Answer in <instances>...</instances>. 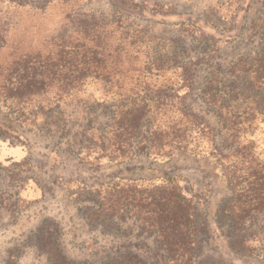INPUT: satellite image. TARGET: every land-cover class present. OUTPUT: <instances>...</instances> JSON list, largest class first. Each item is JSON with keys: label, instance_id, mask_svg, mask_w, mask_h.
<instances>
[{"label": "rangeland", "instance_id": "374dc122", "mask_svg": "<svg viewBox=\"0 0 264 264\" xmlns=\"http://www.w3.org/2000/svg\"><path fill=\"white\" fill-rule=\"evenodd\" d=\"M148 7L159 14L115 21L110 0H0V264H175L171 249L194 253L188 264H264L233 249L230 222L217 221L232 194L224 169L235 162L221 167L213 154L214 145L229 154L240 146L264 165V122L231 143L206 89L214 77L264 101V85L230 70L264 47V0ZM91 12L109 21L101 54L115 82L89 79L58 96V51L83 41ZM77 47L62 53L61 75L83 64ZM143 107L137 134L113 129L114 112L120 124ZM180 191L192 198L193 242L166 244L149 222ZM247 233L252 245L264 240V211Z\"/></svg>", "mask_w": 264, "mask_h": 264}, {"label": "trees", "instance_id": "16d2710c", "mask_svg": "<svg viewBox=\"0 0 264 264\" xmlns=\"http://www.w3.org/2000/svg\"><path fill=\"white\" fill-rule=\"evenodd\" d=\"M112 11L114 12L113 19L116 16H139L153 18L159 14V10L148 7L149 0H110ZM89 18L84 19L81 28L84 29V37L82 40L77 38L76 44L72 45L69 50H64V45L58 51L59 59L54 64L55 75L59 92L58 96H62L65 88L71 89L81 87L89 79L102 80L106 86L113 87L114 84V71L117 70L116 66L109 64L106 58L101 54L102 52V32L106 29L109 21L99 19L94 12L88 14ZM120 18V17H119ZM112 19V20H113ZM110 20V21H112ZM85 22V23H84ZM88 23V24H87ZM91 25V26H90ZM88 39V40H86ZM82 41L83 43L81 44ZM85 41L89 42L86 43ZM85 43L87 45H85ZM83 47V64L74 65V72L69 75H61L63 68L62 61L64 59L62 53H75L79 47ZM62 49V50H61ZM74 49V51H72ZM77 62V61H76ZM70 63L74 62L70 60ZM160 69V68H157ZM230 70L239 74H248L252 78V84L258 87L264 85V47L261 52L255 56L242 57L230 64ZM40 86L46 85L45 78L37 81ZM207 94L209 95L210 102L216 109L218 120L221 123L222 129L227 134L226 139L232 138L231 143L236 137H240L243 132L253 133L257 127V122H264V101L259 93H245L241 91L235 84H223L216 82L214 77H211L207 82ZM205 89V91H206ZM146 109L132 108V111H127L130 115L123 117L121 123L118 124L116 112L112 118L113 129L128 134L138 133L140 121L144 118ZM133 112V113H132ZM193 115V114H192ZM199 118L196 114L193 115ZM202 122L203 128L213 131L204 120L199 118ZM118 126V127H116ZM124 130V131H123ZM156 132H152L153 138L156 137ZM130 138L126 139L127 144H130ZM240 146H235V149L229 153H223L218 145H214L213 154L217 158V163L224 166V162L230 160L235 162V165L230 164L225 167L224 175L231 186L232 194L225 198L218 210L217 221L222 224L227 221L232 226L231 246L233 249L242 252H250L257 256L264 257V240L258 239L259 245H252L247 233V223L257 217L258 213L264 211V165L260 162H255V158L251 153L240 150ZM166 156H171L167 154ZM115 156L111 160H115ZM237 163V164H236ZM240 165V167L238 166ZM173 178L167 179V183H172ZM164 204L167 207L161 209L166 212L164 216L157 213V217L150 221L149 224L160 227L163 231L161 238L166 244H186L189 245L193 242L190 230L192 227V219L195 218V213L192 212V198L184 192L172 193ZM173 198H172V197ZM181 205V206H180ZM176 206H180L178 210H174ZM148 222V221H147ZM196 223L200 230H204V221L196 218ZM180 230L179 235L174 234L170 230ZM167 231V232H166ZM194 253L191 251H180L178 249H171L167 252L166 257L169 261L175 264H188L193 258Z\"/></svg>", "mask_w": 264, "mask_h": 264}]
</instances>
